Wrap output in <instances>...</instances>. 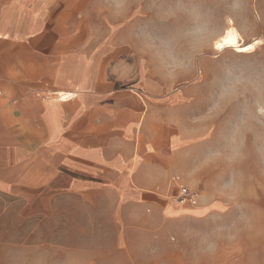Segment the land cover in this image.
<instances>
[{
    "label": "crops",
    "instance_id": "0c3cea01",
    "mask_svg": "<svg viewBox=\"0 0 264 264\" xmlns=\"http://www.w3.org/2000/svg\"><path fill=\"white\" fill-rule=\"evenodd\" d=\"M110 5L0 0V220L11 239L0 254L17 264L48 253L54 264L126 261L132 239L158 237L163 223L176 233L222 214L206 195L198 208L176 203L180 185L201 181L190 139L160 108L187 92L160 86L144 99L127 86L139 57H127L118 22L96 18ZM64 92L76 96L59 100ZM199 252L177 251L172 264L238 256Z\"/></svg>",
    "mask_w": 264,
    "mask_h": 264
},
{
    "label": "rangeland",
    "instance_id": "374dc122",
    "mask_svg": "<svg viewBox=\"0 0 264 264\" xmlns=\"http://www.w3.org/2000/svg\"><path fill=\"white\" fill-rule=\"evenodd\" d=\"M109 1L96 18L118 22L127 57H139L128 62L137 70L128 74L127 86L141 88L144 99L160 86L187 92L160 109L190 139L184 150L201 182L195 189L183 186L218 203L222 214L176 233L163 223L158 237L132 239L135 254H126V261L112 255L95 264H172L177 251L222 256L230 249L238 251L233 264H264V0ZM229 27L242 46L261 42L247 53L218 52L214 43ZM9 240L0 220V244ZM35 256L46 261L34 264H54L53 253ZM11 260L0 254V264H17Z\"/></svg>",
    "mask_w": 264,
    "mask_h": 264
},
{
    "label": "bare ground",
    "instance_id": "6f19581e",
    "mask_svg": "<svg viewBox=\"0 0 264 264\" xmlns=\"http://www.w3.org/2000/svg\"><path fill=\"white\" fill-rule=\"evenodd\" d=\"M229 24H231V23H229ZM224 31L225 32L223 33V35L220 36L214 43V49L217 50L218 52H225L227 49H233V51L236 53H247L249 51H252L254 49L255 44H257L260 41L258 39L259 41H254V43H252V44L242 46L240 44L241 38L239 39L240 35H238L235 32L233 27H229ZM57 92H59V91H57ZM74 96H76V95H73V94L71 95V94H67L64 92V93L58 94L56 97L59 100H67V99H70Z\"/></svg>",
    "mask_w": 264,
    "mask_h": 264
},
{
    "label": "built area",
    "instance_id": "2783aa9c",
    "mask_svg": "<svg viewBox=\"0 0 264 264\" xmlns=\"http://www.w3.org/2000/svg\"><path fill=\"white\" fill-rule=\"evenodd\" d=\"M200 192L192 191L187 187L180 185L177 189L175 201L183 207H196L200 201Z\"/></svg>",
    "mask_w": 264,
    "mask_h": 264
}]
</instances>
